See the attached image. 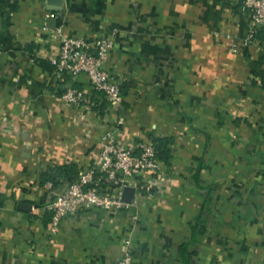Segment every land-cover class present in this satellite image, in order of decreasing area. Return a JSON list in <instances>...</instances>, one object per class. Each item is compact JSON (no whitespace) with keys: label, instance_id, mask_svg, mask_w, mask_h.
I'll list each match as a JSON object with an SVG mask.
<instances>
[{"label":"crops","instance_id":"crops-1","mask_svg":"<svg viewBox=\"0 0 264 264\" xmlns=\"http://www.w3.org/2000/svg\"><path fill=\"white\" fill-rule=\"evenodd\" d=\"M242 1L0 0V264H118L126 239L134 264H264V49L232 46L250 26ZM60 31L113 39L121 108L42 63ZM69 86L90 104L64 102ZM108 132L171 138L169 183L130 179L129 209L79 208L51 233L47 206Z\"/></svg>","mask_w":264,"mask_h":264},{"label":"built area","instance_id":"built-area-1","mask_svg":"<svg viewBox=\"0 0 264 264\" xmlns=\"http://www.w3.org/2000/svg\"><path fill=\"white\" fill-rule=\"evenodd\" d=\"M241 10L249 16L250 26L241 40L233 42L239 50L258 44L264 49V40L257 34L264 31V0H243ZM60 51L53 61L58 73H68L72 78L84 75L95 90L101 92L113 109L121 108L124 100L121 80L108 67L109 52L114 45L111 37L100 36L88 39L59 32ZM235 40V39H234ZM64 102L75 106L90 104V98L83 90L69 86L62 94ZM163 162L157 154L156 143L151 138L141 139L136 145H126L108 132L97 161L83 170L78 178L69 184L47 206L51 212V233H56L61 221L79 208L103 210L129 209L136 204L122 200L123 189L147 175L161 190L169 183L162 172ZM131 179L130 182H128ZM133 219L137 218L134 213ZM118 264H134L131 241L125 240V250Z\"/></svg>","mask_w":264,"mask_h":264},{"label":"trees","instance_id":"trees-1","mask_svg":"<svg viewBox=\"0 0 264 264\" xmlns=\"http://www.w3.org/2000/svg\"><path fill=\"white\" fill-rule=\"evenodd\" d=\"M257 37H260L264 40V31L261 30ZM42 63L47 66L49 69H53L55 66L50 65L48 62L42 61ZM262 85L264 87V79H262ZM154 142L156 143L157 154L160 160L167 162L169 155H170V148L169 144L171 142V138L169 137H162V138H153Z\"/></svg>","mask_w":264,"mask_h":264},{"label":"water","instance_id":"water-1","mask_svg":"<svg viewBox=\"0 0 264 264\" xmlns=\"http://www.w3.org/2000/svg\"><path fill=\"white\" fill-rule=\"evenodd\" d=\"M48 9L49 10H59L62 8L63 0H47ZM54 18L51 17L48 19V26L51 28H54V24H50V22H53ZM137 189L133 186H126L123 189L122 194V200L126 203H132L134 202L135 196H136ZM23 204V209H26V207Z\"/></svg>","mask_w":264,"mask_h":264},{"label":"rangeland","instance_id":"rangeland-1","mask_svg":"<svg viewBox=\"0 0 264 264\" xmlns=\"http://www.w3.org/2000/svg\"><path fill=\"white\" fill-rule=\"evenodd\" d=\"M158 189H160L159 187H158ZM161 190V189H160ZM162 190H165V188L164 189H162Z\"/></svg>","mask_w":264,"mask_h":264}]
</instances>
